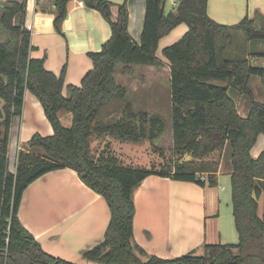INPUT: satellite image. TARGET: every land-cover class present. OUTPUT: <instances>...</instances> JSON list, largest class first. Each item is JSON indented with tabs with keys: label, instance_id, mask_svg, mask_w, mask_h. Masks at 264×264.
<instances>
[{
	"label": "trees",
	"instance_id": "1",
	"mask_svg": "<svg viewBox=\"0 0 264 264\" xmlns=\"http://www.w3.org/2000/svg\"><path fill=\"white\" fill-rule=\"evenodd\" d=\"M70 0H53L54 28L65 19ZM107 21L110 37L99 51L88 52L92 67L78 85L64 87V67L60 74L47 70L44 58L30 56L31 30L25 26L26 0H0V264H78L45 252L20 223L17 213L25 188L41 175L60 168L75 170L80 179L101 194L110 210L103 238L83 252L92 264H264V221L257 214V201L264 187V148L257 157L250 149L257 135L264 133V103L258 102L248 87L250 76L261 78L264 67L253 66L246 57L228 59L225 50L232 30L241 29L247 38H264V28H255V18L244 17L234 26L219 23L207 14L206 0H176L177 7L164 12L163 0H145V16L140 43L128 33L126 1L117 5L112 19L109 0H81ZM43 10L44 6L37 5ZM180 23L187 31L162 49L169 65L171 131L174 148L191 155L187 162L164 166L161 171L123 165L112 153L92 154V136L112 135L119 140L138 141L141 125L132 120L109 123L102 110L116 98L124 99L125 88L114 73L122 64V74L130 75L134 65L162 66L156 50L161 36ZM249 96L250 110L241 117L229 87ZM25 90L40 102L52 133L32 134L17 153L15 171L7 167L9 128L14 115L21 113ZM130 117L140 118L127 102ZM59 111L71 113V125L64 126ZM140 122V124H142ZM157 131L162 122L151 118ZM138 129L140 132H135ZM231 145V202L237 243L205 244L204 252L193 251L172 259L151 255L142 261L135 250L145 251L133 242V191L150 174L201 186L216 184L218 159H208ZM205 174V177L202 176ZM250 250V251H248Z\"/></svg>",
	"mask_w": 264,
	"mask_h": 264
},
{
	"label": "crops",
	"instance_id": "2",
	"mask_svg": "<svg viewBox=\"0 0 264 264\" xmlns=\"http://www.w3.org/2000/svg\"><path fill=\"white\" fill-rule=\"evenodd\" d=\"M109 1L113 2L111 12L114 18L117 5L126 1L127 30L131 38L140 43L145 0ZM165 1L163 0L165 13L175 10L176 0L172 1L175 7L168 11L165 9ZM206 1L207 14L219 23L234 26L244 17H250L255 18L257 30L264 28V0ZM37 5L44 6V9H38ZM53 7V0H26L25 26L31 30V44L34 46L30 56L43 57L45 68L56 74L59 73L63 62L68 60L65 83L78 85L83 75L91 69L92 63L86 58V51L74 52L69 48L65 33L69 31L73 33V39H77L79 34L83 36V33H86L83 42L84 50H87L92 48L95 34L101 31L104 37L100 36L96 44V48L99 49L103 38L109 35L110 30L106 31L104 28L103 17L97 10L85 7L81 0H70L67 15L61 22L65 33L60 32L59 35L53 25L55 16ZM187 29L185 23H180L161 36L156 55L162 61V66L144 65V68L151 69L154 71L153 74L159 73L158 69H163L168 80L169 63L162 55V49L176 42ZM231 34V44L225 50V57L228 59L246 57L251 65L264 67V38L249 39L241 29H234ZM80 58H82L80 63L74 62ZM115 77L118 78L116 71ZM248 87L253 98L264 103L261 78L250 76ZM228 94L234 100L238 114L246 117L251 106L249 96L230 87ZM3 103L0 98V108ZM112 104L113 102L103 108L102 112L109 110ZM29 112H36L37 118L33 115L32 123L26 115ZM58 116L63 125L62 116L67 119L66 124L71 125V113L59 111ZM45 119L47 120L38 99L30 91L25 90L21 113L12 117L9 128L7 148L9 171H15L17 153L26 147L33 133L38 132L42 135L52 133L48 120L50 126L44 127L42 121ZM110 136H92L90 149L98 143L101 144L99 153L111 150L125 153L127 148L133 150L134 147H138V143L120 142ZM263 148L264 133H259L250 149L251 156L257 157ZM125 156L131 157L126 154ZM208 159L219 160L215 185L201 186L195 182L150 174L134 189L133 242L145 251L143 256L147 259L151 255L172 259L190 251L195 255H201L205 244L238 242L231 202L230 142L226 141L223 149L211 153ZM125 163L123 165L127 166ZM202 176L205 177V174ZM257 214L264 221V187L257 201ZM17 216L22 226L48 254L78 264H92V261L83 256V252L102 240L110 220V210L101 194L87 186L75 170L65 167L41 175L25 188Z\"/></svg>",
	"mask_w": 264,
	"mask_h": 264
},
{
	"label": "rangeland",
	"instance_id": "3",
	"mask_svg": "<svg viewBox=\"0 0 264 264\" xmlns=\"http://www.w3.org/2000/svg\"><path fill=\"white\" fill-rule=\"evenodd\" d=\"M172 1L173 0L165 1V9L167 11L175 7ZM112 19H114V17H112ZM102 23L106 31H108L109 26L104 17L102 19ZM56 32L57 34H59L60 32L65 33L61 26V23L59 24V31L56 30ZM73 35L74 34L70 31L65 33L69 48L74 52H81V50L86 51L85 56L91 63L92 60L89 57L88 52L99 51L101 49L102 43L108 40L110 37L109 33L106 38H103L99 49L96 48V44L100 40V36L104 37V34L99 31L95 34V37L93 36L94 44L93 46H91L92 48L84 50L85 44L83 40L86 37V33H83V36L82 34H79V37L77 39H73ZM81 61L82 58H80L78 61L74 60V62L78 63H80ZM121 65L122 64H119L116 69L118 78L115 77V79H117L118 83L125 88V97L124 99L116 98L115 100H113V106H111L106 112H102L103 120L108 121L109 123H115L119 120H132L135 124L141 125L142 130L140 132L143 136L138 141L125 140L127 142L138 143V147H134L133 150H131V148H127L125 153L123 152L124 154L115 152L113 150L107 153H113L115 156H117L118 160L122 164L127 161H130V163H125L127 166L142 167L146 169H153L155 171H161L164 166H169L171 168L176 163L178 164L180 162L189 161L191 159V155L188 152L184 151L182 153H178L174 148L171 131V101L169 93V83L167 77L164 74V71H162L163 69H158L159 73L153 74L152 72L154 71H152L151 69L144 68V65H134L135 70H133L132 74L119 75L122 73V67H120ZM63 67V93H65L66 95L65 86L67 84L65 83V71L67 70V67H69L68 60L63 62V65L61 66V69L58 74H60ZM230 88L234 90L233 87L230 86ZM127 102L132 105L133 109L136 112H138L139 114L142 113L144 122H141L139 117L133 118L128 115L127 110L124 108ZM144 111H146V114H143ZM64 112L69 113L66 111ZM26 115L29 119V122L31 123L33 122V115L37 118L36 112H29ZM151 118H158L162 122V126L164 128L163 131L155 138L150 137V135L156 133L157 131V124L150 123ZM42 122L45 128H48V126H50L46 119ZM62 122L64 123V126H70V124H66L67 119L64 116H62ZM140 122L142 124H140ZM135 132H139L138 129H136ZM110 137L120 142H123L119 140L116 136L111 135ZM100 147L101 144L98 143L97 145H94V147L91 148L92 154L94 156H97V154L100 152ZM125 154L131 157H126ZM121 155L122 157H120ZM123 156L126 158H124ZM135 253L142 261L147 260V257L143 256L145 255L144 253H140V251L138 250H135Z\"/></svg>",
	"mask_w": 264,
	"mask_h": 264
},
{
	"label": "water",
	"instance_id": "4",
	"mask_svg": "<svg viewBox=\"0 0 264 264\" xmlns=\"http://www.w3.org/2000/svg\"><path fill=\"white\" fill-rule=\"evenodd\" d=\"M143 114H146L145 112Z\"/></svg>",
	"mask_w": 264,
	"mask_h": 264
}]
</instances>
